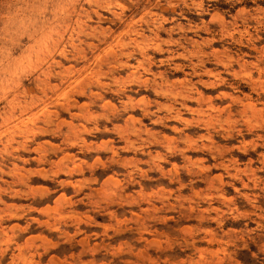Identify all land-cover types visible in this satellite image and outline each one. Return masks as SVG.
Listing matches in <instances>:
<instances>
[{
	"label": "rangeland",
	"instance_id": "374dc122",
	"mask_svg": "<svg viewBox=\"0 0 264 264\" xmlns=\"http://www.w3.org/2000/svg\"><path fill=\"white\" fill-rule=\"evenodd\" d=\"M0 264H264V0H0Z\"/></svg>",
	"mask_w": 264,
	"mask_h": 264
}]
</instances>
